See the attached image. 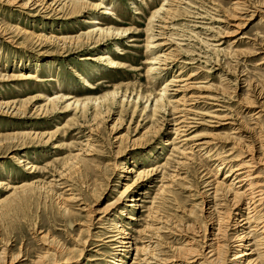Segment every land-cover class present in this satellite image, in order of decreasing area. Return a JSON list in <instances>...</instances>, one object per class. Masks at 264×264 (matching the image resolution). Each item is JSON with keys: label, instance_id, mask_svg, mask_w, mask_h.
<instances>
[{"label": "rangeland", "instance_id": "obj_1", "mask_svg": "<svg viewBox=\"0 0 264 264\" xmlns=\"http://www.w3.org/2000/svg\"><path fill=\"white\" fill-rule=\"evenodd\" d=\"M0 104V264H264V0H0Z\"/></svg>", "mask_w": 264, "mask_h": 264}, {"label": "bare ground", "instance_id": "obj_2", "mask_svg": "<svg viewBox=\"0 0 264 264\" xmlns=\"http://www.w3.org/2000/svg\"><path fill=\"white\" fill-rule=\"evenodd\" d=\"M172 1V0H171ZM58 3V2H57ZM75 4H78V5H81V11L83 12V11H85V9H98L99 7H100V5L99 4H96V5H94V4H90V3H85V2H78V3H75ZM162 10V9H161ZM158 12V11H157ZM157 12H155V13H157ZM159 13V12H158ZM103 14L104 15H106V16H111V15H113L112 14V12L110 11V10H105L104 12H103ZM155 17V14L154 15H152V17H151V19L152 18H154ZM87 22V24H90V25H92V27L91 28H89L85 33H80V35L79 36H77V37H64V38H61V39H63V40H71V41H73V40H78V39H82V40H88V41H95V43H97V41H99V39H100V37H102L103 36V38L104 37H106V39L108 38V39H115V38H118L119 37V35L120 34H122V31H120L119 29H115V28H112V27H106V28H103V27H101V22L100 21H96V20H88V21H86ZM100 25V26H99ZM103 26V25H102ZM154 37H152L151 39H153ZM101 40V39H100ZM159 46V45H158ZM152 48V47H151ZM153 48H155V46H153ZM157 48V47H156ZM116 50H120L119 49V47H116ZM99 59V60H98ZM98 61H100V62H102V63H104V65L105 66H107L108 68H110V69H117V68H120V65L116 62V61H114L110 56H108V54H104V55H102V56H98ZM96 60V61H97ZM157 62V63H156ZM158 63H160V60H158V58H154L153 60H152V63H151V65H155V64H158ZM163 65H165V64H163ZM163 69H165V68H163ZM158 68L156 69V68H149L148 69V72L149 73H157L158 74ZM78 75V74H77ZM193 75H190L189 76V78H191ZM31 78H34V77H31ZM30 78V79H31ZM80 79L81 80H83L84 81V79H82V77H80ZM186 80V79H185ZM86 81V80H85ZM84 81V82H85ZM184 81V80H183ZM172 82V81H171ZM169 85V83L168 84H166V86H168ZM85 86L87 87V88H89V89H92V87H90V84H89V82H85ZM170 86V85H169ZM172 86V85H171ZM170 86V87H171ZM169 89H165L164 91H161L158 95H157V97L155 98V104H154V108H153V110H152V113H153V116L160 110V108H159V106L160 105H164V103H165V101L167 100L166 99V97H167V92L166 91H168ZM179 91V90H178ZM33 99V98H32ZM63 99H65L64 97L63 98H59V100H63ZM68 99H71V97H68L67 98V100ZM139 99V98H138ZM56 100H58V98H54V99H48L47 100V103L45 104V105H43V106H41V107H39V110L40 109H42L43 107H46V105H49L50 103H53L54 101H56ZM174 101V100H173ZM172 101V102H173ZM6 103V102H5ZM168 103H170V102H168ZM173 103H175V102H173ZM8 104V103H7ZM72 104H75V107H77V106H79V101L78 100H74L73 102H71V103H69V106L67 107V108H69V107H71L72 106ZM0 105H2V104H0ZM4 105V104H3ZM85 105V104H84ZM83 105V106H84ZM164 107V106H163ZM162 109V108H161ZM163 111V110H162ZM184 122V121H183ZM181 121H179V122H177V121H175L174 123H173V125H172V133H173V135H174V138L172 139V141H170V140H168L167 142H166V144L165 145H171L172 147L173 146H175V145H177V144H180L181 143V128H180V125H181ZM33 132H31V133H25V135H31ZM46 134V133H45ZM45 134H39L40 136H45ZM35 135V134H34ZM46 135H49V134H46ZM36 137V136H35ZM179 147H177V148H172L171 150H177ZM74 157V156H73ZM19 163H22V162H19ZM167 165V164H166ZM34 166V165H33ZM33 166H27L26 167V170L28 169H30V171H29V173H33L37 168H35V166L33 167ZM163 166H164V164H163ZM236 170H238V169H236ZM235 170V171H236ZM147 171H149V170H147ZM150 171H151V173L150 174H148V175H150V176H152V175H155L157 172H158V168L157 169H150ZM128 172H135L133 169H131L130 171H128ZM141 174H142V172H141ZM227 176H230V174H228ZM226 176V177H227ZM225 177V178H226ZM164 177H163V175H162V177H161V179H163ZM240 182H242V181H240ZM50 183V182H49ZM51 185H52V183H51ZM2 186H5V183L4 182H0V188L2 187ZM6 187V186H5ZM5 190H6V188H5ZM160 191L162 192L163 191V188H162V190L160 189ZM260 193V192H259ZM261 194L262 193H260L259 195H256V193H254V191H251V195L253 196L252 197V200H254L255 201V198H256V196L258 197V196H261ZM136 200H139L138 198L136 199ZM257 202L259 201V202H261L262 201V199H257L256 200ZM254 204V203H253ZM256 204V203H255ZM250 219H251V217H249V213H248V215H247V217L246 218H244L243 220H242V224L239 226V227H242V226H244V225H247V224H250ZM264 220V219H263ZM116 228H118L117 227V225H116ZM261 228H264V227H261ZM125 232V231H124ZM122 233V234H125V233ZM125 235H127V234H125ZM243 238V237H242ZM114 240H116V238H112V240L111 241H114ZM118 242V241H117ZM119 244H123V245H126V244H128L127 242H125V241H121ZM125 247V246H124ZM135 251L138 253V249H135ZM244 256H247V254L246 253H244V252H241L240 253V255H237L236 257H235V259H239V258H242V257H244ZM132 264H134V262H132Z\"/></svg>", "mask_w": 264, "mask_h": 264}]
</instances>
